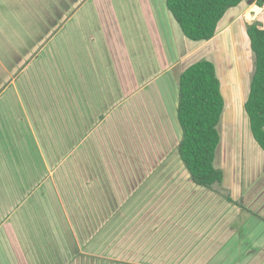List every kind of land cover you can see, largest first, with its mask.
<instances>
[{"label":"crops","instance_id":"obj_1","mask_svg":"<svg viewBox=\"0 0 264 264\" xmlns=\"http://www.w3.org/2000/svg\"><path fill=\"white\" fill-rule=\"evenodd\" d=\"M254 3L199 42L165 0H0V264H264V151L244 111ZM197 57L224 98L209 187L177 150L178 67Z\"/></svg>","mask_w":264,"mask_h":264},{"label":"trees","instance_id":"obj_2","mask_svg":"<svg viewBox=\"0 0 264 264\" xmlns=\"http://www.w3.org/2000/svg\"><path fill=\"white\" fill-rule=\"evenodd\" d=\"M240 1L165 0V3L184 36L200 42L214 36L224 12ZM254 1L264 7V0ZM261 18L264 19V11ZM246 33L253 55V69L244 111L253 138L264 151V25L255 20L247 25ZM177 85V120L181 129V139L177 144L179 158L195 183L206 187L220 183L222 170L215 166L214 160L221 138L219 124L224 98L216 64L209 59L193 62L180 72ZM21 230L28 232V241L34 242L30 237L33 234L31 229L24 224ZM6 232L11 240L9 224L6 225ZM42 256L43 253L35 256V252H31L29 257L27 254V261L42 262ZM47 256L45 254L44 259ZM49 259L54 260L51 256ZM90 261L93 264H121L117 260L89 254H77L74 260L76 264H90Z\"/></svg>","mask_w":264,"mask_h":264},{"label":"rangeland","instance_id":"obj_3","mask_svg":"<svg viewBox=\"0 0 264 264\" xmlns=\"http://www.w3.org/2000/svg\"><path fill=\"white\" fill-rule=\"evenodd\" d=\"M253 10H254V8H253ZM225 18V17H224ZM260 23H262V24H264V20H261L260 21ZM179 49H180V52L181 53H184L186 50H188V48L187 47H185V46H183V45H179ZM197 59H199L198 57L196 58V60ZM196 60H187V62H183V64H180V66L178 67L180 70L182 69V68H185V67H187V66H189L190 64H192L193 62H195ZM181 67V68H180ZM219 129L221 130V127L219 126Z\"/></svg>","mask_w":264,"mask_h":264},{"label":"water","instance_id":"obj_4","mask_svg":"<svg viewBox=\"0 0 264 264\" xmlns=\"http://www.w3.org/2000/svg\"><path fill=\"white\" fill-rule=\"evenodd\" d=\"M249 4L253 3V0H247ZM252 8H254L253 12H259L260 10H262V7L259 6L258 4L254 3L252 4Z\"/></svg>","mask_w":264,"mask_h":264}]
</instances>
